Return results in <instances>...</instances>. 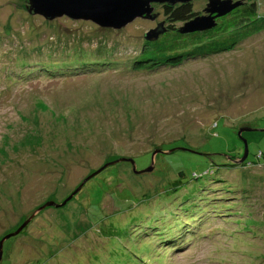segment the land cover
Segmentation results:
<instances>
[{
	"label": "rangeland",
	"instance_id": "rangeland-1",
	"mask_svg": "<svg viewBox=\"0 0 264 264\" xmlns=\"http://www.w3.org/2000/svg\"><path fill=\"white\" fill-rule=\"evenodd\" d=\"M27 7L0 0V240L34 217L0 264H264V131L237 135L264 130V30L137 70L162 5L120 30ZM119 158L152 170L116 163L67 200Z\"/></svg>",
	"mask_w": 264,
	"mask_h": 264
},
{
	"label": "water",
	"instance_id": "water-1",
	"mask_svg": "<svg viewBox=\"0 0 264 264\" xmlns=\"http://www.w3.org/2000/svg\"><path fill=\"white\" fill-rule=\"evenodd\" d=\"M28 7L27 11L31 15H38L45 20L51 21L57 18L66 17L75 21H88L100 28H107L112 30H120L133 22L136 19L144 20H154L156 15L152 14L154 8L152 4L174 6L176 4H188L193 0H27ZM240 2H233L232 0H208L203 14L193 18L192 20L183 24V26L178 29L181 34L200 32L213 28L215 26V20L220 17H224L231 13L235 8L240 6ZM164 29L159 26L157 30H150L144 35L146 41L156 40L162 33ZM264 130H255L248 127L240 128L237 131V135L242 138L243 132H252ZM244 151L242 157L237 161L238 164H242L247 156V144L244 139ZM159 150H154L152 152V158L158 154ZM172 150L164 153H171ZM119 162H127L132 166L134 173L142 174L144 172H149L152 167H149L142 171H137L135 168V163L132 159H118L116 161L110 162L104 165L100 170L91 174L81 185L71 194L67 200H69L73 195L77 194L80 188L92 177L100 173L104 168L114 165ZM66 200L61 204L63 206ZM52 205L48 203L45 206ZM44 208V207H42ZM40 208V209H42ZM38 209V211H40ZM36 211V212H38ZM34 214L29 216L23 224L13 233L4 236L0 240V259L2 256V246L3 242L12 236L19 234L24 227L31 221Z\"/></svg>",
	"mask_w": 264,
	"mask_h": 264
},
{
	"label": "trees",
	"instance_id": "trees-1",
	"mask_svg": "<svg viewBox=\"0 0 264 264\" xmlns=\"http://www.w3.org/2000/svg\"><path fill=\"white\" fill-rule=\"evenodd\" d=\"M232 1L240 2L241 5L235 8L228 15L217 18L213 28L205 31L184 34L179 33L176 28H172L173 24L177 22L184 24L193 18L200 16L201 13L193 12L191 9V3L176 4L174 6L162 5L164 9V15L167 18L169 25L163 26L164 32L156 40L146 41V43L149 45L142 50V53L135 62L133 68L137 70H147L166 64L175 66L176 64L181 63L185 56L190 54L210 55L219 52L230 51L240 41L264 30V17H259L257 15V0ZM227 18H230L231 20ZM224 33L229 34H227L226 37H222L221 35ZM173 34L176 36V40L172 39L169 41V36H172ZM186 36L191 38V42L188 45H185V47L189 46L190 48L189 53H186L185 55L182 53V51H179L185 47H178L177 39ZM214 36H217V38ZM170 145H172V143ZM163 146L165 145L160 146L159 149H155L160 151L158 154H164V151H162ZM170 150H172V152L176 150H182L193 153L191 150L186 148H172ZM256 157L257 159L261 158L262 153L256 154ZM243 164L246 163L244 162ZM182 176V173H178L179 178Z\"/></svg>",
	"mask_w": 264,
	"mask_h": 264
},
{
	"label": "bare ground",
	"instance_id": "bare-ground-1",
	"mask_svg": "<svg viewBox=\"0 0 264 264\" xmlns=\"http://www.w3.org/2000/svg\"><path fill=\"white\" fill-rule=\"evenodd\" d=\"M28 13V12H27ZM180 59V58H179ZM187 63V62H186ZM184 64V63H183ZM128 65V64H127ZM158 68V67H157ZM168 68V67H167Z\"/></svg>",
	"mask_w": 264,
	"mask_h": 264
}]
</instances>
